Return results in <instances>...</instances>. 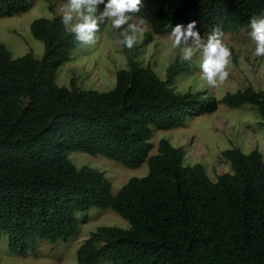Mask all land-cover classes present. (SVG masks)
<instances>
[{
  "label": "trees",
  "instance_id": "trees-1",
  "mask_svg": "<svg viewBox=\"0 0 264 264\" xmlns=\"http://www.w3.org/2000/svg\"><path fill=\"white\" fill-rule=\"evenodd\" d=\"M142 3L136 15L150 26L145 42L191 21L206 38L217 25L238 32L264 14V0ZM29 8V0H0V18ZM30 32L43 44L40 59L32 53L12 58L0 44V233L10 251L24 256L40 241H66L76 232L77 213L110 209L128 227H98L78 247L76 264H264V161L257 149L223 151L231 172L215 181L202 164L184 166L183 147L168 140L150 155L153 130L179 128L219 104L250 105L264 127V89L248 85L220 100L206 90L178 92L174 79L189 62L169 64L162 80L125 47L127 68L116 72L111 90H82L74 80L60 87L56 72L78 42L61 15L33 20ZM72 152L129 169L146 163L148 174L129 179L114 195L105 173L75 167Z\"/></svg>",
  "mask_w": 264,
  "mask_h": 264
},
{
  "label": "rangeland",
  "instance_id": "rangeland-1",
  "mask_svg": "<svg viewBox=\"0 0 264 264\" xmlns=\"http://www.w3.org/2000/svg\"><path fill=\"white\" fill-rule=\"evenodd\" d=\"M64 2L65 0H29L30 8L25 13L0 18V44L6 47L12 58L22 57L27 53H32L37 59L42 58L43 44L31 35L30 24L37 18L62 16ZM129 23H137L136 18ZM149 31L150 26L146 23L144 31L137 36V42L132 48L135 60L142 66H150L164 80L167 66L183 60L179 50L172 47L169 35L153 36L149 42H145V34ZM250 31L248 26L238 32H225L222 37L224 44L234 50L237 60L236 63L231 60L228 69L230 74L224 84L217 87L207 84L200 69L202 52L197 51L189 62V68L175 77L173 85L176 91L206 90L220 100L226 92L241 90L248 85L256 90L264 89V56L254 54L255 44L250 38ZM202 37L206 42V37ZM117 38L118 34L112 28L110 20L105 19L97 33L96 43H78L70 53V60L58 68L56 84L69 88L71 80H74L75 86L82 90H111L115 85L116 72L127 68L126 54L123 47L115 43ZM259 122L257 111L250 105L229 109L224 104H219L213 114L188 118L179 128L153 130L150 139L153 149L150 155L156 154L161 139L168 140L174 147H183L184 166L202 164L208 177L215 181L217 176L231 172L229 162L221 156L225 150L237 148L247 154L257 149L264 161V127ZM68 159L77 168L87 166L104 172L114 195L129 179L148 174L146 163L129 169L107 157L83 152H72ZM75 218L76 232L68 240L54 243L40 241L34 250L24 256L10 251L7 236L0 233V264H76L78 247L98 227H128V223L110 209H90L86 213H77Z\"/></svg>",
  "mask_w": 264,
  "mask_h": 264
},
{
  "label": "clouds",
  "instance_id": "clouds-1",
  "mask_svg": "<svg viewBox=\"0 0 264 264\" xmlns=\"http://www.w3.org/2000/svg\"><path fill=\"white\" fill-rule=\"evenodd\" d=\"M100 5L104 7L98 17L96 14ZM142 7V0H107L106 3L105 0H65L61 8V22L70 29L76 42L93 45L96 43L101 23L105 19L110 20L112 28L118 32L115 43L132 49L138 34L144 31L147 23L143 16L136 15L141 12ZM134 17L137 23H129ZM249 27L250 38L255 44L254 54L264 56V14L252 17ZM223 36L222 28L217 25L205 42V38L196 28V22L191 21L187 25L177 24L172 27L168 38L172 41V47L179 50L183 61H192L195 53L201 51L202 77L210 87H217L224 84L230 74L228 69L231 51L224 44Z\"/></svg>",
  "mask_w": 264,
  "mask_h": 264
}]
</instances>
